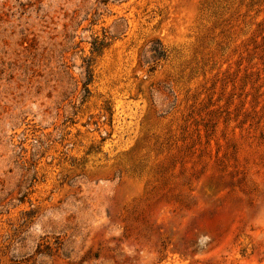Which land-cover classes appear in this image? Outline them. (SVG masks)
Wrapping results in <instances>:
<instances>
[{
    "label": "rangeland",
    "instance_id": "rangeland-1",
    "mask_svg": "<svg viewBox=\"0 0 264 264\" xmlns=\"http://www.w3.org/2000/svg\"><path fill=\"white\" fill-rule=\"evenodd\" d=\"M0 264H264V0H0Z\"/></svg>",
    "mask_w": 264,
    "mask_h": 264
},
{
    "label": "trees",
    "instance_id": "trees-1",
    "mask_svg": "<svg viewBox=\"0 0 264 264\" xmlns=\"http://www.w3.org/2000/svg\"><path fill=\"white\" fill-rule=\"evenodd\" d=\"M104 46V42L101 41H97V40H93L92 42V52H100V50L102 49V47ZM147 52L150 53L149 57H146L145 52L140 54V63H144V62H148V59H164L166 56V50L163 48V45L161 44V42L159 41V39H154L152 41V43L149 45ZM153 68V67H151ZM86 74H87V78L86 81L84 82V85L88 84L91 81V69H90V63L87 62L86 64ZM87 91V90H86Z\"/></svg>",
    "mask_w": 264,
    "mask_h": 264
}]
</instances>
